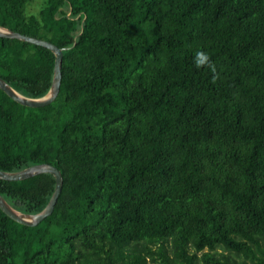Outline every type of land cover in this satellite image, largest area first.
I'll return each instance as SVG.
<instances>
[{"label": "trees", "instance_id": "trees-1", "mask_svg": "<svg viewBox=\"0 0 264 264\" xmlns=\"http://www.w3.org/2000/svg\"><path fill=\"white\" fill-rule=\"evenodd\" d=\"M0 27L62 50L49 105L0 90V170L62 177L36 226L0 210V264H264V0H0ZM53 65L0 37L22 96ZM54 186L0 180V196L32 215Z\"/></svg>", "mask_w": 264, "mask_h": 264}, {"label": "water", "instance_id": "water-1", "mask_svg": "<svg viewBox=\"0 0 264 264\" xmlns=\"http://www.w3.org/2000/svg\"><path fill=\"white\" fill-rule=\"evenodd\" d=\"M0 37L6 39H16L21 42H26L35 46H40L42 48L49 50L54 56L52 80L49 90L44 96L37 99H32L22 96L21 94L13 90L1 78H0V90L11 100L24 107L41 108L52 103L56 98L60 87V81H61L60 69L62 62V50L50 42L30 36H25L2 27H0ZM39 174H51L55 179V186L53 193L47 205L39 213L32 215L19 213L15 211L12 207H10V205L0 196L1 212L4 213L9 219H11L17 224L27 227H34L37 224H39L41 221H43L46 217L51 215L56 200L58 198V195L61 191L62 177L60 172L56 168L48 164H39V165L30 166L17 172H4L0 170V180L7 182L23 181L32 178L34 176H37Z\"/></svg>", "mask_w": 264, "mask_h": 264}, {"label": "clouds", "instance_id": "clouds-1", "mask_svg": "<svg viewBox=\"0 0 264 264\" xmlns=\"http://www.w3.org/2000/svg\"><path fill=\"white\" fill-rule=\"evenodd\" d=\"M208 62V56L206 53H198L197 58L195 60V64L197 67L203 66Z\"/></svg>", "mask_w": 264, "mask_h": 264}]
</instances>
